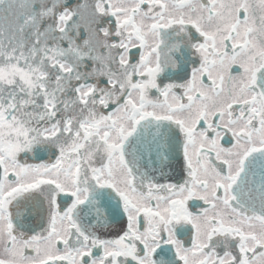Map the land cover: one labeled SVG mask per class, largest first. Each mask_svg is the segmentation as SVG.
<instances>
[{
	"label": "snow or ice",
	"instance_id": "obj_1",
	"mask_svg": "<svg viewBox=\"0 0 264 264\" xmlns=\"http://www.w3.org/2000/svg\"><path fill=\"white\" fill-rule=\"evenodd\" d=\"M0 264H264V0H0Z\"/></svg>",
	"mask_w": 264,
	"mask_h": 264
}]
</instances>
